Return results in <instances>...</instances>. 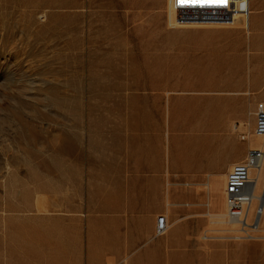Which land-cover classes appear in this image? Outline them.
<instances>
[{
	"label": "rangeland",
	"instance_id": "obj_1",
	"mask_svg": "<svg viewBox=\"0 0 264 264\" xmlns=\"http://www.w3.org/2000/svg\"><path fill=\"white\" fill-rule=\"evenodd\" d=\"M170 1L0 0V264H71V222L114 131L161 120L169 148L195 134L176 126L195 97L229 110L264 94V0L232 27L176 25ZM252 131L217 133L246 146L234 164L259 143ZM213 222L209 237L235 229L225 214ZM250 252L264 264V251Z\"/></svg>",
	"mask_w": 264,
	"mask_h": 264
},
{
	"label": "crops",
	"instance_id": "obj_2",
	"mask_svg": "<svg viewBox=\"0 0 264 264\" xmlns=\"http://www.w3.org/2000/svg\"><path fill=\"white\" fill-rule=\"evenodd\" d=\"M249 3L256 11V0ZM256 100L264 101V94L232 100L246 107L220 110L195 97L186 123L176 109L177 129L192 126L195 134L171 138L169 148L161 120L136 119L127 137L123 129L114 131L112 151L88 171L85 215L71 222L70 263L249 264L250 251H264L261 240L233 244L206 233L225 214L224 178L246 150L233 149L217 133L233 123L254 127ZM160 216L167 231L156 236Z\"/></svg>",
	"mask_w": 264,
	"mask_h": 264
},
{
	"label": "built area",
	"instance_id": "obj_3",
	"mask_svg": "<svg viewBox=\"0 0 264 264\" xmlns=\"http://www.w3.org/2000/svg\"><path fill=\"white\" fill-rule=\"evenodd\" d=\"M176 25L232 27L237 18L247 19L250 14L248 0H171ZM252 137L264 138V103L256 105ZM245 135L241 140H246ZM264 164V146L246 151L243 161L234 164L225 177V218L235 226L222 239L264 240L261 217L264 215V181L256 187L255 173ZM167 231L165 217L156 220L155 235ZM234 233L232 235L231 233Z\"/></svg>",
	"mask_w": 264,
	"mask_h": 264
},
{
	"label": "bare ground",
	"instance_id": "obj_4",
	"mask_svg": "<svg viewBox=\"0 0 264 264\" xmlns=\"http://www.w3.org/2000/svg\"><path fill=\"white\" fill-rule=\"evenodd\" d=\"M248 5H249V0H248ZM118 6L122 7V6H125V5L123 3L119 2ZM169 11H173L171 9V6L169 8ZM170 14L174 15V18H175L174 11L172 13H170ZM240 20H241V18H237V21L234 24L237 25V22L240 21ZM252 138L254 139V141H259V143L261 142V144H259V143L255 144V145L254 144H250V148L257 149L260 146H264V142H262V141H264V138H262V137H252ZM254 175L256 177V187L260 188V186L262 185V181H264V164H262L260 170L257 171ZM262 218H264V215H262V217H261V221H260L261 225H262Z\"/></svg>",
	"mask_w": 264,
	"mask_h": 264
}]
</instances>
